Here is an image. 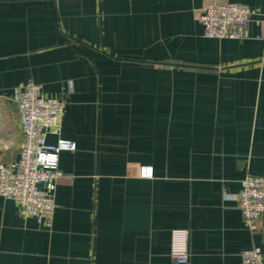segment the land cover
Wrapping results in <instances>:
<instances>
[{
  "label": "crops",
  "instance_id": "crops-1",
  "mask_svg": "<svg viewBox=\"0 0 264 264\" xmlns=\"http://www.w3.org/2000/svg\"><path fill=\"white\" fill-rule=\"evenodd\" d=\"M230 1L0 0V163L20 157L14 88L33 81L65 102L52 227L0 196V264H240L264 251L238 208L264 175V39L211 38L199 16ZM57 136L48 135L54 144ZM153 167L152 178L138 175ZM264 220V218H263Z\"/></svg>",
  "mask_w": 264,
  "mask_h": 264
},
{
  "label": "built area",
  "instance_id": "built-area-1",
  "mask_svg": "<svg viewBox=\"0 0 264 264\" xmlns=\"http://www.w3.org/2000/svg\"><path fill=\"white\" fill-rule=\"evenodd\" d=\"M256 14L242 3L210 2L201 10L199 21L206 37L244 40L251 37L249 25L254 20L261 30L256 38L264 39V13L255 19ZM13 99L22 130L20 157L14 165L0 163V196L14 200L22 217H34L52 227L57 180L62 175L60 153L77 149L74 140L61 136L65 102L47 96L33 81L17 85ZM48 135L57 136V141L48 143ZM138 175L152 178L153 167L141 165ZM238 208L250 233L264 229V175L246 174L238 193ZM189 237L188 229L171 231L170 256L175 264L189 262ZM240 264H264V251L252 245L243 251Z\"/></svg>",
  "mask_w": 264,
  "mask_h": 264
}]
</instances>
